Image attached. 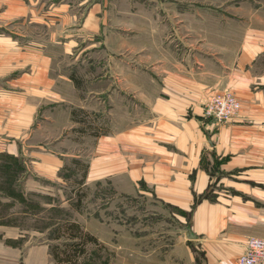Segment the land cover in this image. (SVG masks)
Wrapping results in <instances>:
<instances>
[{
  "label": "rangeland",
  "instance_id": "374dc122",
  "mask_svg": "<svg viewBox=\"0 0 264 264\" xmlns=\"http://www.w3.org/2000/svg\"><path fill=\"white\" fill-rule=\"evenodd\" d=\"M83 1L0 0V142L16 141L23 162V173L9 182L0 164V225L20 232L0 239L14 248L31 246L37 254L27 257L32 264L39 258L56 264L51 247L59 241L50 232L75 220L99 240L90 245L86 264H158L162 235L178 226L176 209L141 186H117L110 177L96 183L98 146L110 144L109 160L114 150L125 154L122 131L148 116L137 90L159 85L152 72L164 61L173 64L187 45L205 43L201 39L215 31L213 21L244 18L247 27L232 31L264 39V0H104L97 11L104 23L102 44L95 43L92 27L85 32L72 25L70 15L83 16L93 0ZM20 3L33 11L21 13ZM179 4L190 8L180 11ZM196 33L198 43L190 38ZM74 108L84 123L75 121ZM47 157L62 164L57 175L46 174L41 162ZM10 192L13 200L2 196ZM24 260L23 255L20 264Z\"/></svg>",
  "mask_w": 264,
  "mask_h": 264
},
{
  "label": "crops",
  "instance_id": "0c3cea01",
  "mask_svg": "<svg viewBox=\"0 0 264 264\" xmlns=\"http://www.w3.org/2000/svg\"><path fill=\"white\" fill-rule=\"evenodd\" d=\"M20 4L16 7L21 13L33 11ZM103 4L104 0H93L83 16L70 15L79 30L92 27L95 43L101 44L104 23L97 11ZM188 8L179 4L180 11ZM229 13L224 16L231 18ZM211 26L215 31L206 33L201 39L205 43L187 45L173 64L164 61L159 72H152L159 85L137 90L142 91L135 96L148 116L122 131L125 154L114 150L111 160L106 159L112 147L105 143L95 156L96 183L110 177L117 186H141L144 194L176 209L178 226L162 235L158 264H239L236 259L249 239H264V39L247 37L245 30L232 31L247 27L244 18L213 21ZM197 33L190 38L198 43ZM223 90L240 100V113L227 122L206 118L203 103ZM11 141L6 146L0 142V153L21 155V146ZM49 161L56 165L49 167ZM41 164L47 175H57L62 166L55 157L42 159ZM190 221L196 239L186 236ZM0 234L17 238L20 232L0 225ZM23 255L24 264H32L27 257L37 254L31 246L14 248L0 239V264H20Z\"/></svg>",
  "mask_w": 264,
  "mask_h": 264
},
{
  "label": "trees",
  "instance_id": "16d2710c",
  "mask_svg": "<svg viewBox=\"0 0 264 264\" xmlns=\"http://www.w3.org/2000/svg\"><path fill=\"white\" fill-rule=\"evenodd\" d=\"M73 110H74L75 121L84 123L82 119H78V109L74 108ZM95 134L99 135L101 133H95ZM0 158H4V160L1 159L0 164H2L1 166L4 173L8 174L7 182H9L10 180L9 178L14 173L20 175L23 173L22 172L23 162L21 155L16 156L8 152H2ZM79 161L80 160H77L76 162L80 164ZM88 166L89 165L86 163V165L83 167L84 169L83 173L81 174V177L78 180V182L81 184L85 183ZM12 189H13V193L16 196L17 195L20 197L22 196L21 191H19V188H17L15 185H12ZM13 193L10 192L9 194H4L2 196H5L4 198H11L13 200L16 197ZM6 195H8V197H6ZM77 204L78 203H76L75 205L77 206ZM49 238L54 241H59L58 243H55L51 247L52 255L56 264H86V258L87 256H89L90 245L99 244L98 238L95 235H93L91 232L87 231L80 222L75 220H65L57 224L51 230Z\"/></svg>",
  "mask_w": 264,
  "mask_h": 264
},
{
  "label": "built area",
  "instance_id": "2783aa9c",
  "mask_svg": "<svg viewBox=\"0 0 264 264\" xmlns=\"http://www.w3.org/2000/svg\"><path fill=\"white\" fill-rule=\"evenodd\" d=\"M204 116L213 118L218 122H227L235 118L241 111L242 104L237 96L229 91L216 92L204 102ZM239 264H263L264 263V239L251 237L245 251L237 257Z\"/></svg>",
  "mask_w": 264,
  "mask_h": 264
},
{
  "label": "water",
  "instance_id": "95a60500",
  "mask_svg": "<svg viewBox=\"0 0 264 264\" xmlns=\"http://www.w3.org/2000/svg\"><path fill=\"white\" fill-rule=\"evenodd\" d=\"M186 236L188 239H196L198 237L192 230L191 221L186 226Z\"/></svg>",
  "mask_w": 264,
  "mask_h": 264
}]
</instances>
